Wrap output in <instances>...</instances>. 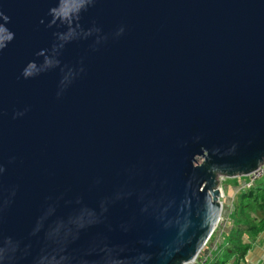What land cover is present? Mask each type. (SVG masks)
Segmentation results:
<instances>
[{
    "label": "water",
    "instance_id": "95a60500",
    "mask_svg": "<svg viewBox=\"0 0 264 264\" xmlns=\"http://www.w3.org/2000/svg\"><path fill=\"white\" fill-rule=\"evenodd\" d=\"M0 12V242L31 251L16 264L68 230L71 248L107 246L117 264L193 262L223 214L222 180L264 163V0Z\"/></svg>",
    "mask_w": 264,
    "mask_h": 264
},
{
    "label": "clouds",
    "instance_id": "9594fccd",
    "mask_svg": "<svg viewBox=\"0 0 264 264\" xmlns=\"http://www.w3.org/2000/svg\"><path fill=\"white\" fill-rule=\"evenodd\" d=\"M0 17L4 20H9V17L3 12H0ZM0 26V31H4ZM123 32V28L120 29ZM11 37V33H9ZM34 67L30 64L24 71V75L30 74V69ZM5 168L0 165V173H3ZM15 192L12 191L10 196H14ZM9 199L5 198L0 202V208L6 207ZM163 222V217H157ZM165 228L168 227L167 223L163 222ZM79 239L78 233H73L71 230L66 231L63 235L57 237H50L49 243L43 246L37 254L32 256L31 264H117L116 257L113 255L114 249L100 244H92L81 246L78 248H71L70 246ZM141 244L151 246L153 241L149 239H141ZM31 255L30 245H25L21 248L20 242L13 241L10 237L5 238L0 242V264H16V261L22 257ZM150 253L141 252L139 259H151ZM161 260L164 259V254H159ZM133 260L136 258H132ZM131 264V261H129Z\"/></svg>",
    "mask_w": 264,
    "mask_h": 264
},
{
    "label": "trees",
    "instance_id": "16d2710c",
    "mask_svg": "<svg viewBox=\"0 0 264 264\" xmlns=\"http://www.w3.org/2000/svg\"><path fill=\"white\" fill-rule=\"evenodd\" d=\"M230 220L229 231L223 233L222 241L211 250L207 264H241L253 247L248 239L264 232V177L252 187L242 186L236 192Z\"/></svg>",
    "mask_w": 264,
    "mask_h": 264
},
{
    "label": "rangeland",
    "instance_id": "374dc122",
    "mask_svg": "<svg viewBox=\"0 0 264 264\" xmlns=\"http://www.w3.org/2000/svg\"><path fill=\"white\" fill-rule=\"evenodd\" d=\"M242 179H243L242 184L239 186L242 187L247 179V176L236 177V178H224L222 180L221 183V201L223 204V214L221 216L222 218L219 221L218 226L216 227L214 233L210 237L208 241L209 242L208 245L199 254L198 261H203V260L208 261V258L210 257V254L212 252L211 250L217 247V245L221 241V237L223 239V233L229 231L231 224L230 225L228 224L229 222L231 223L230 215L234 209L235 196H236V193H234V191L236 189L235 187L238 185L237 181L241 182ZM263 234L264 232L257 238L248 239L252 242L253 247L248 252L244 262H242L241 264H256V262H254L255 249L258 247L261 248V246L263 245L264 243V236H262ZM212 245H215L214 248H212ZM260 264H264V262H261Z\"/></svg>",
    "mask_w": 264,
    "mask_h": 264
},
{
    "label": "built area",
    "instance_id": "2783aa9c",
    "mask_svg": "<svg viewBox=\"0 0 264 264\" xmlns=\"http://www.w3.org/2000/svg\"><path fill=\"white\" fill-rule=\"evenodd\" d=\"M263 177H264V163L260 165L258 169H256L255 171H253L247 176V179L243 186L252 187L256 182L261 180ZM186 264H207V260L198 261V257H197L193 262L186 263Z\"/></svg>",
    "mask_w": 264,
    "mask_h": 264
},
{
    "label": "crops",
    "instance_id": "0c3cea01",
    "mask_svg": "<svg viewBox=\"0 0 264 264\" xmlns=\"http://www.w3.org/2000/svg\"><path fill=\"white\" fill-rule=\"evenodd\" d=\"M242 181H243V179L241 180V182L240 181H237L238 182V185L235 187L236 189H235L234 193H236L241 188L239 186L242 184ZM230 224L231 223L229 222L228 225H230ZM262 236H264V234ZM221 241H222V237H221ZM214 246L215 245H212V248H214ZM254 262H256V264H258V263L260 264L261 262H264V243L261 246V248L258 247V248L255 249Z\"/></svg>",
    "mask_w": 264,
    "mask_h": 264
}]
</instances>
